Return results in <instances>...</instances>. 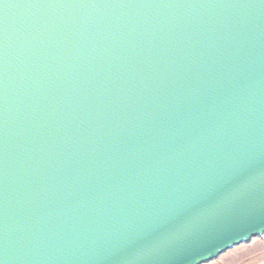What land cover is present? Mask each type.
Returning a JSON list of instances; mask_svg holds the SVG:
<instances>
[{
  "label": "water",
  "instance_id": "water-1",
  "mask_svg": "<svg viewBox=\"0 0 264 264\" xmlns=\"http://www.w3.org/2000/svg\"><path fill=\"white\" fill-rule=\"evenodd\" d=\"M262 235L264 0H0V264Z\"/></svg>",
  "mask_w": 264,
  "mask_h": 264
},
{
  "label": "rangeland",
  "instance_id": "rangeland-1",
  "mask_svg": "<svg viewBox=\"0 0 264 264\" xmlns=\"http://www.w3.org/2000/svg\"><path fill=\"white\" fill-rule=\"evenodd\" d=\"M264 235L253 238L249 243L235 246L216 259L202 264H263Z\"/></svg>",
  "mask_w": 264,
  "mask_h": 264
},
{
  "label": "crops",
  "instance_id": "crops-1",
  "mask_svg": "<svg viewBox=\"0 0 264 264\" xmlns=\"http://www.w3.org/2000/svg\"><path fill=\"white\" fill-rule=\"evenodd\" d=\"M260 237V236H259ZM249 243V242H248ZM264 260V259H263ZM263 262V264H264V261H262Z\"/></svg>",
  "mask_w": 264,
  "mask_h": 264
}]
</instances>
